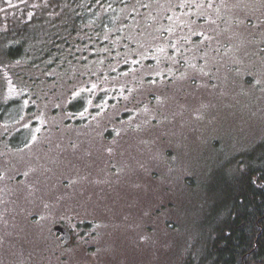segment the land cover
Instances as JSON below:
<instances>
[{
  "label": "rangeland",
  "instance_id": "1",
  "mask_svg": "<svg viewBox=\"0 0 264 264\" xmlns=\"http://www.w3.org/2000/svg\"><path fill=\"white\" fill-rule=\"evenodd\" d=\"M62 6L68 7L66 3ZM130 6L132 10L126 12H118L117 5L105 8L93 25H88L97 29L96 34L81 29L78 41L64 28L65 15H50L58 20L47 33L43 28H50L48 18L35 20L40 24L28 30L31 49L21 63L0 54V126L39 125L45 115L56 110L59 114L73 110V119H81L76 124H91L95 119L83 118L88 110L100 107L95 98L102 87L99 78L118 86L98 92L99 99L105 92V99L122 97L124 106L131 104L127 101L135 90V79L149 80L151 91H163V86L169 85L171 92L152 102L154 123L150 124L155 132L154 171L168 174L170 179L169 184L156 187L164 189L170 202L168 214L165 211L169 223H155L152 260L143 262L150 258L149 251L140 264H199L194 241L201 235L199 228L212 222L215 202L223 194L218 191L230 180L219 175L223 170L228 175L242 170V159L231 156L239 152V156L253 155L256 146L264 142V0H134ZM12 8L24 12L20 4L0 0V41L6 44L21 40L15 33L19 32V11L9 15L14 22L7 19ZM89 13L85 20L94 18ZM28 17L27 12L19 18ZM192 17L208 27L193 22ZM193 36L199 37L192 40ZM74 42L75 48L71 47ZM148 44L152 50L147 54L137 52ZM117 45L126 48L125 53ZM180 47H184L183 74L173 70L171 74L163 65L145 67L149 57L162 59L171 48ZM212 48L217 50L212 52ZM52 49L63 52L54 67L41 55ZM118 58L126 71L117 79L108 78L109 70L116 71ZM131 61L138 63L131 67L132 72L128 70ZM193 76L200 83L185 86V78ZM185 88L187 91H180ZM185 114L192 126H201L202 120L203 136L216 142L214 147L201 143L195 129H184ZM143 243L141 248L146 251Z\"/></svg>",
  "mask_w": 264,
  "mask_h": 264
},
{
  "label": "flooded vegetation",
  "instance_id": "2",
  "mask_svg": "<svg viewBox=\"0 0 264 264\" xmlns=\"http://www.w3.org/2000/svg\"><path fill=\"white\" fill-rule=\"evenodd\" d=\"M134 85L126 106L105 92L99 99V87L100 109L83 118L91 124H76L70 109L35 126H0V264H140L149 251L143 262L152 260L155 223H169L170 210L156 190L170 179L154 171L152 102L171 87ZM189 120L184 129L214 147L202 120Z\"/></svg>",
  "mask_w": 264,
  "mask_h": 264
},
{
  "label": "trees",
  "instance_id": "3",
  "mask_svg": "<svg viewBox=\"0 0 264 264\" xmlns=\"http://www.w3.org/2000/svg\"><path fill=\"white\" fill-rule=\"evenodd\" d=\"M11 0L13 4H20V9L24 10L22 13L20 10H15L12 8L8 14L7 19L10 23L14 22V18L9 15L16 11H19L20 16L25 15L28 12L30 17L25 18V20H20V16L17 19L16 26L19 27V32H16V37L20 38V42L13 40L10 43L6 44V41H0V54L2 58L12 60L14 62L20 61L28 54L31 49L29 36V29L38 28L37 21L41 16H45L44 21H49L50 28H43L45 33L48 30H52V25L57 22L56 17L58 15H65L66 25L64 28L69 30L68 35L75 37L78 41L80 39V30L83 29L85 33H95L97 29L94 26L89 27L88 25H93V21L96 17L103 14L104 9L107 7L117 5L118 12L130 11V3L134 0ZM64 3L68 7L62 6ZM94 16L91 20H85V15ZM141 13L137 14V17ZM50 15H57L56 17H50ZM53 18V19H49ZM39 19V20H40ZM192 21L195 23H200V20ZM40 27V26H39ZM208 24L206 23V26ZM52 28V29H51ZM96 34V33H95ZM94 34V36H96ZM97 37V36H96ZM199 36H193L198 38ZM181 39V38H180ZM183 41V39H182ZM107 39L101 41V43H106ZM6 44V45H3ZM176 47H179L177 42ZM29 44V47H28ZM126 48L131 47L129 44H125ZM76 47L75 42L71 44V47ZM118 50H123L125 53L126 48L120 49L119 45ZM135 46V45H134ZM140 48V47H139ZM138 48V50H139ZM172 49L168 53V57L162 59H154L149 57L145 62L146 68H154L158 66L159 68L162 65L174 72H180L183 74L182 70L176 69L178 65L183 66V49ZM142 49V48H141ZM152 50L151 45L145 47V50L137 51L139 53H148ZM45 52V53H44ZM41 53L44 54L46 58L51 62L50 67H54V61L61 62L60 53L61 51L52 49L51 52L44 51ZM136 52V54H137ZM181 53V56L179 55ZM47 53V54H46ZM63 55V52L61 53ZM69 54V52H68ZM135 54V55H136ZM144 54V55H146ZM157 52L154 53L156 56ZM40 55V56H41ZM95 54H93L94 56ZM68 57V55H67ZM66 57V58H67ZM139 58H141L139 56ZM132 59V58H131ZM75 60H78L77 58ZM152 60V61H151ZM24 62V60H22ZM112 64V63H109ZM131 66L129 71L132 72V66H138V63H133L131 61ZM115 65L116 71L113 72L109 70L108 78L117 79L118 76L122 75L126 71V65L120 64L119 58L117 59ZM121 67V70L118 68ZM160 71V69H159ZM180 74V75H181ZM52 77H48L50 79ZM55 78V77H54ZM105 79V78H104ZM134 79V78H133ZM149 79H152V75L149 76ZM101 86L107 88H116L118 86L114 85L113 82L106 83L104 80L99 78ZM160 81V80H159ZM197 81V77H191V84L194 85ZM143 83L150 84L149 80ZM106 95V93H105ZM155 96V95H150ZM115 98V97H114ZM155 98H157L155 96ZM243 152V151H242ZM240 153V152H239ZM235 153L231 156H234L242 159L240 161L239 167L243 168L242 170L234 173L231 170L232 175H228V171L223 170L220 174V179H229L225 182L226 187L218 192H223L222 196L218 198L215 202L216 210L212 217V222L210 224H204L200 227V233L198 240L194 243L198 244L197 252L200 253V262L199 264H264V142L256 146L255 154L253 155H240ZM226 167L223 165V169ZM172 225V223H170Z\"/></svg>",
  "mask_w": 264,
  "mask_h": 264
}]
</instances>
